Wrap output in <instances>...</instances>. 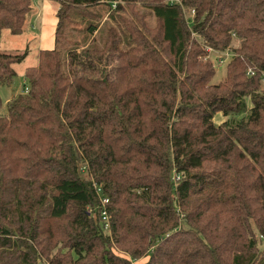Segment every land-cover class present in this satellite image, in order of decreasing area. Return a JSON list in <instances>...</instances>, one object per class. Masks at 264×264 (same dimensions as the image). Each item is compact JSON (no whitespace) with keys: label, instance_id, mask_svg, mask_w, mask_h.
<instances>
[{"label":"trees","instance_id":"obj_1","mask_svg":"<svg viewBox=\"0 0 264 264\" xmlns=\"http://www.w3.org/2000/svg\"><path fill=\"white\" fill-rule=\"evenodd\" d=\"M54 1L55 47L0 112V264H264V0ZM99 5L102 39L90 21L62 57ZM34 9L0 0V85Z\"/></svg>","mask_w":264,"mask_h":264},{"label":"rangeland","instance_id":"obj_2","mask_svg":"<svg viewBox=\"0 0 264 264\" xmlns=\"http://www.w3.org/2000/svg\"><path fill=\"white\" fill-rule=\"evenodd\" d=\"M93 12H100L103 15L102 19H99L98 16H92L84 9V16H73L72 21L66 22L64 25L63 30L61 31V34L59 36V43L58 48L60 50L61 56L67 54V52L71 49H76L81 47L82 45L86 44V40L90 38V32L89 28L87 26L90 24L89 22H95L100 23L99 28L100 30L95 33L96 41H99V38L101 35H104L105 32V23L107 22L106 17V11L105 7L102 5H99L95 7ZM75 14V12L72 13V15ZM186 18L189 20V22L192 19L193 13L192 11H186L185 12ZM150 18V17H149ZM108 24V22H107ZM27 26V25H26ZM29 34L26 31V28L24 32L21 35H12L7 30L2 31L1 34V48L4 52L9 53H19L24 54V59L22 62L15 65V70L17 71L16 76L13 78L10 85H0V98L2 101V107L0 112H6L7 111V101L16 94L15 91L23 92V78L21 75V72L23 68H26L28 65L33 66L35 65L34 59L37 58V37L35 35V31L29 30ZM38 32V30L36 31ZM102 39V37H101ZM221 55V54H220ZM217 53L210 52V58H212L214 62V66L216 69L215 75L211 80L212 84L219 83L225 75V64L227 57H221ZM221 59V61H219ZM37 60V59H36ZM222 120V117H217L215 119L216 123H219V120ZM142 261V260H141Z\"/></svg>","mask_w":264,"mask_h":264},{"label":"crops","instance_id":"obj_3","mask_svg":"<svg viewBox=\"0 0 264 264\" xmlns=\"http://www.w3.org/2000/svg\"><path fill=\"white\" fill-rule=\"evenodd\" d=\"M34 7V12L29 17L25 28L28 34V29L35 31L38 53L40 49H53L55 47V29L58 21L56 17L57 4L54 0H34ZM37 30L38 32H36ZM36 59H34L33 63L37 61ZM24 69L21 72L22 78ZM15 92L16 94L22 93Z\"/></svg>","mask_w":264,"mask_h":264},{"label":"built area","instance_id":"obj_4","mask_svg":"<svg viewBox=\"0 0 264 264\" xmlns=\"http://www.w3.org/2000/svg\"><path fill=\"white\" fill-rule=\"evenodd\" d=\"M208 50L210 51V52H215V51H213L211 48H208ZM215 53H217L218 55H220L221 57H229V52H224V53H218V52H215ZM219 61H221V59L219 60ZM247 74L248 75H253V72L251 71V70H249L248 72H247ZM260 83H261V86H262V88H263V90H264V74H262V76H261V80H260ZM28 91V87L25 85V87L23 88V92L24 93H26ZM108 202V199L107 198H105V197H103L102 198V204L104 205V204H106ZM103 219L106 221L105 222V225H104V228L105 229H108V222H107V215H106V213L105 212H103ZM41 264H44V263H41Z\"/></svg>","mask_w":264,"mask_h":264}]
</instances>
